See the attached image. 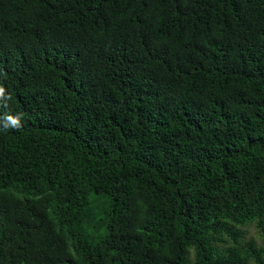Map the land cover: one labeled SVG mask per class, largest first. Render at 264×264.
<instances>
[{
    "label": "trees",
    "instance_id": "trees-1",
    "mask_svg": "<svg viewBox=\"0 0 264 264\" xmlns=\"http://www.w3.org/2000/svg\"><path fill=\"white\" fill-rule=\"evenodd\" d=\"M0 87V264H264V0H0Z\"/></svg>",
    "mask_w": 264,
    "mask_h": 264
},
{
    "label": "clouds",
    "instance_id": "clouds-1",
    "mask_svg": "<svg viewBox=\"0 0 264 264\" xmlns=\"http://www.w3.org/2000/svg\"><path fill=\"white\" fill-rule=\"evenodd\" d=\"M7 98L10 99L11 97H7ZM4 99H5V88L0 87V100H4ZM7 119H8V121L12 127L19 128L21 126L19 117L9 116ZM7 126L8 125H5V127H7Z\"/></svg>",
    "mask_w": 264,
    "mask_h": 264
},
{
    "label": "rangeland",
    "instance_id": "rangeland-1",
    "mask_svg": "<svg viewBox=\"0 0 264 264\" xmlns=\"http://www.w3.org/2000/svg\"><path fill=\"white\" fill-rule=\"evenodd\" d=\"M248 231H249L250 237H254L257 241L262 240L255 226L248 227Z\"/></svg>",
    "mask_w": 264,
    "mask_h": 264
}]
</instances>
